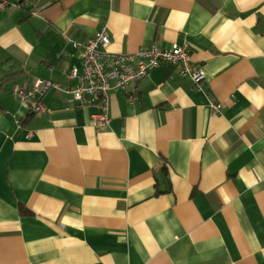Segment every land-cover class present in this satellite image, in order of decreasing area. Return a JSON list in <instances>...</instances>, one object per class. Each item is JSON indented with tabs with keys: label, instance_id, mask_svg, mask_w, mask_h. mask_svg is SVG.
<instances>
[{
	"label": "crops",
	"instance_id": "obj_1",
	"mask_svg": "<svg viewBox=\"0 0 264 264\" xmlns=\"http://www.w3.org/2000/svg\"><path fill=\"white\" fill-rule=\"evenodd\" d=\"M16 1L0 8V73H15L0 90V264H264V0ZM103 24L115 52L185 43L204 77L161 63L109 89L92 126L66 89L72 41ZM37 79L59 87L33 114L13 87Z\"/></svg>",
	"mask_w": 264,
	"mask_h": 264
},
{
	"label": "built area",
	"instance_id": "obj_2",
	"mask_svg": "<svg viewBox=\"0 0 264 264\" xmlns=\"http://www.w3.org/2000/svg\"><path fill=\"white\" fill-rule=\"evenodd\" d=\"M10 4L8 0H0V8ZM110 36L106 24L84 41L73 40L74 47H81L80 67H73L68 72L70 79L76 82L68 86L66 91L71 94L77 107H94L90 123L94 127L104 126L109 121L108 95L109 89L126 90L129 85L140 81L147 73L161 63L178 65L180 73L189 76L194 83L204 77L201 65L192 62L185 43H176L171 47L162 48L155 44L139 47L133 52H115L110 49ZM57 83L51 80L37 79L29 88L19 85L13 87V92L21 102L27 104L29 112L39 114L45 106L38 97L42 90ZM128 99L132 101L131 94ZM219 110V103H211ZM17 122H19L17 120ZM16 122V123H17Z\"/></svg>",
	"mask_w": 264,
	"mask_h": 264
},
{
	"label": "trees",
	"instance_id": "obj_3",
	"mask_svg": "<svg viewBox=\"0 0 264 264\" xmlns=\"http://www.w3.org/2000/svg\"><path fill=\"white\" fill-rule=\"evenodd\" d=\"M10 1V0H8ZM34 0H17L15 2L16 5L18 6H22L23 8L26 7L27 4H30L32 3ZM11 3V2H10ZM31 8L29 7L28 8V11L30 10ZM15 73H0V90L4 88V84L5 82H7L9 80V78L11 76H13Z\"/></svg>",
	"mask_w": 264,
	"mask_h": 264
}]
</instances>
